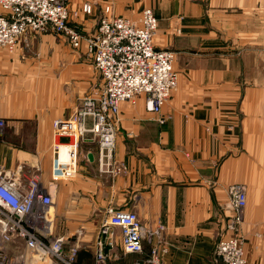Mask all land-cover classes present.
I'll return each mask as SVG.
<instances>
[{"label": "crops", "instance_id": "crops-1", "mask_svg": "<svg viewBox=\"0 0 264 264\" xmlns=\"http://www.w3.org/2000/svg\"><path fill=\"white\" fill-rule=\"evenodd\" d=\"M70 26L94 32L103 8L136 20L152 10L154 47L176 55V88L152 119L139 96L121 105L116 160L127 167L114 178L96 169V145L78 143L74 180H51L57 139L52 123L67 118L101 84L86 52L51 33L29 37L13 53L0 51V167L52 185V239L80 246L77 264L94 263L95 236L109 209L134 212L144 230L164 227L162 264H221L223 236L242 239L248 264H264V0H67ZM92 6L90 14L82 7ZM89 124V122H88ZM66 148L60 149L65 160ZM21 168V170H20ZM243 184L246 207L234 233L226 188ZM110 264H130L119 234ZM15 241L9 256L21 250ZM147 248V247H146Z\"/></svg>", "mask_w": 264, "mask_h": 264}, {"label": "built area", "instance_id": "built-area-1", "mask_svg": "<svg viewBox=\"0 0 264 264\" xmlns=\"http://www.w3.org/2000/svg\"><path fill=\"white\" fill-rule=\"evenodd\" d=\"M0 8V51L13 53L19 40L36 33L60 36L73 49L85 39L86 52L101 77L100 86L84 96L67 118L52 123L54 138L75 141L53 145L52 182L75 179L78 143L82 142L96 145L98 174L112 178L126 174V165L115 157L121 105L142 96L152 119L164 124L169 117L163 116L162 109L177 83L175 53L154 47L157 20L152 10L144 9L131 20L109 15L106 6L94 32L84 37L70 26L67 0H0ZM91 11L90 4L82 7L83 14ZM5 128L6 122L0 119V137ZM62 147L66 148L65 160L60 159ZM30 175L24 186L16 172L0 167V264H77L80 246L65 248L62 237L52 239L53 184L43 185L37 170ZM226 192L230 216L224 230L232 234L242 222L245 186L232 184ZM118 234L122 254L136 256L130 264H162L158 253L166 252L164 227L146 231L134 212L112 209L97 230L93 264H110ZM15 241L22 248L9 256L6 246ZM215 256L221 264H248L243 241L235 235L219 239Z\"/></svg>", "mask_w": 264, "mask_h": 264}, {"label": "rangeland", "instance_id": "rangeland-1", "mask_svg": "<svg viewBox=\"0 0 264 264\" xmlns=\"http://www.w3.org/2000/svg\"><path fill=\"white\" fill-rule=\"evenodd\" d=\"M2 13H3V11L0 8V16H1ZM41 34H43V33H41ZM37 35H40V33L34 34V36H37ZM26 41H27L26 38L25 39H21V40H19L18 44H22L23 42L26 43Z\"/></svg>", "mask_w": 264, "mask_h": 264}]
</instances>
